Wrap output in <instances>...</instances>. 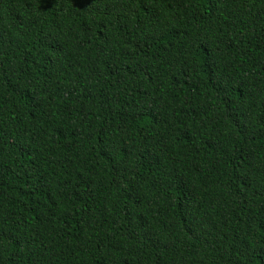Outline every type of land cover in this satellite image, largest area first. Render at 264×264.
<instances>
[{"label": "trees", "instance_id": "obj_1", "mask_svg": "<svg viewBox=\"0 0 264 264\" xmlns=\"http://www.w3.org/2000/svg\"><path fill=\"white\" fill-rule=\"evenodd\" d=\"M0 264H264V0H0Z\"/></svg>", "mask_w": 264, "mask_h": 264}]
</instances>
